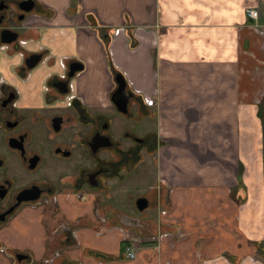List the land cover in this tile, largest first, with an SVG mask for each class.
Here are the masks:
<instances>
[{
    "label": "crops",
    "instance_id": "obj_1",
    "mask_svg": "<svg viewBox=\"0 0 264 264\" xmlns=\"http://www.w3.org/2000/svg\"><path fill=\"white\" fill-rule=\"evenodd\" d=\"M32 1L17 39L0 49V74L18 88V105L31 116L63 113L40 85L62 72L58 60L77 62L68 82L80 100L73 123L100 119L112 128L110 64L134 96L126 110L135 124L141 119L137 129L151 118L141 137L154 140V152L166 149L176 172L162 178L169 185L156 188L158 200L153 187L150 199L142 195L152 214L111 218L76 181L51 191V202L21 206L0 222V264H264V0ZM16 45L41 55L25 83L11 71ZM210 156L216 164L199 165Z\"/></svg>",
    "mask_w": 264,
    "mask_h": 264
},
{
    "label": "flooded vegetation",
    "instance_id": "obj_2",
    "mask_svg": "<svg viewBox=\"0 0 264 264\" xmlns=\"http://www.w3.org/2000/svg\"><path fill=\"white\" fill-rule=\"evenodd\" d=\"M20 1L21 0H0V29L6 28L16 34L18 33V29L20 28L25 14L18 6ZM6 44L8 45L9 43H1L0 49L7 50ZM2 46H5V48ZM18 46H21V44L19 43ZM18 52L20 54L19 62L11 67V71L20 83H25L28 78V71L32 68L27 69L25 67L24 58L26 56L21 52V50ZM59 65L62 68V72L49 73L40 85V94L45 96V99L48 100V104L56 102L61 103L58 98L69 91L68 82L70 77H67L69 66L66 67L64 61H62V64ZM61 73L62 76L60 77L59 74ZM57 81L65 82L66 92L57 93V95H59L58 97L48 96L51 89L57 90L54 86V83ZM58 88L60 89L62 87L59 86ZM114 88L115 85L112 87L110 94L113 93ZM124 90L127 94H130L127 98V102L132 100V98H134L132 92L126 88ZM118 96L119 94H114V97L118 98ZM18 100V88L14 86L12 82L4 78L2 74H0V138L3 140L6 147L11 148L16 152L23 170L30 173L34 171L39 164L43 163L45 159L53 161V159L48 158L44 145H41L38 152L29 146L32 139L37 140L38 137L36 138V135L39 136L42 143L49 147L50 153L56 158H59V160L64 161L73 159V101L69 104H63L64 109H66L63 113L57 112L46 115L31 116V113L27 108L18 105ZM89 121L90 122H87V124H89V132L86 135V140L84 139L85 145L88 147V142L94 135L107 136L111 144L108 147L97 148L94 153L90 151L89 147L88 150L92 154H95L112 147L114 142L110 138L106 122L100 119H91ZM42 126L45 128L44 132L46 133L44 137H41L40 128ZM32 134L34 135V138L31 137ZM122 135L127 136L134 143L146 144L148 146H152L154 144V140L150 137H137L127 131L122 132ZM31 160H34V162ZM2 162L3 154H0V166L2 165ZM56 162L61 163V161L58 160H56ZM107 172V164L104 162L96 163V165H94L90 170L83 173V183L91 186L89 183L95 182V185L91 187H98L100 184V176L106 174ZM91 173H95L93 177L89 176ZM26 177L25 179L24 177H18L17 179L6 176L5 174L0 175V214L9 210L6 214H4L3 220L0 222L9 218L23 205L34 204L42 201L51 202L54 200V195H51V191H53L52 186L46 182L45 178L34 180L29 177H27V179ZM70 179L71 181L69 182V185L73 188V173L71 174ZM19 181L21 183H19ZM33 186L39 190V196L35 201L24 202L23 200H18L20 191L29 189Z\"/></svg>",
    "mask_w": 264,
    "mask_h": 264
},
{
    "label": "rangeland",
    "instance_id": "obj_3",
    "mask_svg": "<svg viewBox=\"0 0 264 264\" xmlns=\"http://www.w3.org/2000/svg\"><path fill=\"white\" fill-rule=\"evenodd\" d=\"M17 45L19 44L17 43ZM18 48V46H15L13 48L14 52L17 50L20 51ZM58 99L61 101L62 96ZM61 104L63 105V102H61ZM106 111L107 110L101 112ZM133 111L134 109L131 108L130 112L127 111L125 113L126 115L121 116L122 118L119 115L121 113L117 112L119 113L117 114L116 111H114V114H116L115 119H112V113L107 114L109 120L111 121L112 119V123H115L112 128L108 129L111 132L114 144L112 147L95 154L90 153L84 144H80L77 141L79 136H83L89 132V124L80 121L73 123V159L71 160L68 159L63 161L53 156V154L50 153L49 147L42 143V140L36 135V138L38 137L37 140L32 139L29 146L38 152L41 145H44L48 158L53 159V161L45 159L43 163L39 164V166L30 173L23 170L16 152L6 147L3 140L0 138V154H3L0 175L5 174L6 176L17 179L18 177H24L25 179L26 176L34 180L45 178L46 182L52 186L54 191L56 189L65 188L73 190L69 185L71 174L73 173V182L76 181V184L78 183L86 187L88 191L93 190L99 207L111 218L119 216V219H123V217H131L130 214L136 216L137 214H143V212L155 213L156 209L154 210L150 204L142 211H137L134 207V200L139 196H145L150 187L154 188L152 189L153 198L158 200L156 188H159L158 190L160 192L162 190L160 186H166V184L161 181L162 178H166L167 173L170 174L172 171L176 172V167L170 166V163L173 164V162L169 161L170 156H168V151L166 149L161 153H157L153 151L152 146L134 143L127 136L122 135L123 130H125L137 137H141L142 132L152 128V122H150L151 118H146L147 120L145 119L144 121H147L148 126L144 125L142 122V130H138L137 128L141 125V119L139 121L140 123L138 122L139 124H135L136 119L133 120V114H135ZM138 118H140V116H138ZM40 130L41 137H44V135H46L44 132L45 128L42 126ZM33 136L32 134L31 137L34 138ZM229 152L230 150L228 148L227 153ZM261 152L264 157V151ZM211 158L212 161L205 160L199 163V165L216 164L217 161L214 159V156ZM56 160L61 161V163L56 162ZM100 162L107 164L108 172L100 176L99 186L91 187L84 184L82 179L83 173ZM227 165L228 164L222 162L224 170L228 167ZM231 171L232 168L230 169V172ZM19 183L21 182L19 181ZM156 185H158V187ZM150 195V192H147V197H149V199ZM157 203L155 202V205ZM100 214L103 216V213L100 212Z\"/></svg>",
    "mask_w": 264,
    "mask_h": 264
},
{
    "label": "water",
    "instance_id": "obj_4",
    "mask_svg": "<svg viewBox=\"0 0 264 264\" xmlns=\"http://www.w3.org/2000/svg\"><path fill=\"white\" fill-rule=\"evenodd\" d=\"M18 6L24 11L29 12L32 9L33 1L32 0H21L18 3ZM17 34L9 29L3 28L0 29V42L1 43H10L13 42L16 39ZM41 55L39 53H31L28 56L24 58V65L27 69L33 68L37 62L40 60ZM81 64L77 62H73V65H69V71L67 73V77H71L74 75V73L81 69ZM112 80L115 84V88L113 93L110 94V102L114 106L115 110L120 113L126 112V103L127 98L130 96V94H127L125 92V81L120 73H114L112 76ZM54 86L57 88V90L60 93H65V82L57 81L54 83ZM61 86L62 88H58ZM114 94H119L118 98L114 97ZM111 144L107 136H100V135H94L91 140L88 142V147L90 148V151L94 153L97 148L99 147H108ZM15 145V144H14ZM34 162V160H31ZM31 162V164H32ZM34 164V163H33ZM32 166V165H30ZM95 173L89 174V176L93 177ZM91 186L95 185V182L89 183ZM39 196V190L36 189V187H31L29 189H24L19 192L18 200H23L24 202H31L35 201ZM147 205V201L145 197L139 196L134 200V206L135 209L138 211H141L144 209ZM9 210L6 212H3L0 214V221L3 220L4 214H6ZM14 257L17 261H19L21 258L24 257V255L16 253L14 254Z\"/></svg>",
    "mask_w": 264,
    "mask_h": 264
},
{
    "label": "built area",
    "instance_id": "obj_5",
    "mask_svg": "<svg viewBox=\"0 0 264 264\" xmlns=\"http://www.w3.org/2000/svg\"><path fill=\"white\" fill-rule=\"evenodd\" d=\"M246 14L248 17L250 18H256L257 15H258V11L257 9H248L246 11ZM118 29H121V28H118ZM118 29H115L113 30L114 32H116ZM102 42V41H101ZM20 44L22 45V42H20ZM102 47H103V44L101 43ZM5 48V46H2ZM103 53L104 55H106L105 53V50H104V47H103ZM59 64H62V60H58ZM59 76L61 77L62 76V73L59 74ZM78 101L80 103V100L78 97L74 96L73 94H71V89L69 88V91L66 92L63 96H62V99H61V102H63V104H69L71 101ZM143 102L146 106H153L154 105V101L152 99H147V98H144L143 99ZM161 181H163L166 185H169L167 181H165L164 179H162ZM161 214L164 213V210H160L159 211ZM168 232H162L160 235H166ZM0 251H3V249L0 248ZM57 254V251H54V255ZM133 256V253L131 250H129L128 248H125V251H124V257L125 258H132ZM51 257L45 259V263L49 264L51 262Z\"/></svg>",
    "mask_w": 264,
    "mask_h": 264
},
{
    "label": "trees",
    "instance_id": "obj_6",
    "mask_svg": "<svg viewBox=\"0 0 264 264\" xmlns=\"http://www.w3.org/2000/svg\"><path fill=\"white\" fill-rule=\"evenodd\" d=\"M101 38H102V40H103V42H102V44H103V47H104V50H105V53H106V57L108 56V54H107V49H106V45H105V42H104V38H105V34H101ZM109 64V63H108ZM109 70H110V72L112 73V74H114V73H117V72H115L114 70H112V68H111V65L109 64ZM257 116L260 118V119H262L263 118V114L262 113H257ZM264 132V131H263ZM263 149H264V145H263Z\"/></svg>",
    "mask_w": 264,
    "mask_h": 264
}]
</instances>
